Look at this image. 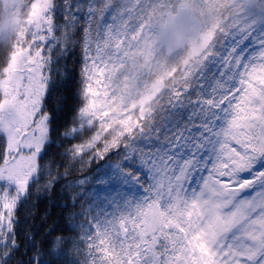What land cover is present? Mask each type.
Masks as SVG:
<instances>
[{
    "label": "snow or ice",
    "instance_id": "snow-or-ice-1",
    "mask_svg": "<svg viewBox=\"0 0 264 264\" xmlns=\"http://www.w3.org/2000/svg\"><path fill=\"white\" fill-rule=\"evenodd\" d=\"M165 0H24L23 28L0 63V264H12L17 208L49 150L70 171L115 158L66 188L87 204L75 239L50 242L71 264H264V0H213L197 46L134 74L150 12ZM59 18V22H57ZM82 53L79 106L49 111L53 49ZM58 63V61H56ZM72 207H82L69 196ZM36 246L33 244L29 251ZM21 264H49L36 251Z\"/></svg>",
    "mask_w": 264,
    "mask_h": 264
},
{
    "label": "trees",
    "instance_id": "trees-1",
    "mask_svg": "<svg viewBox=\"0 0 264 264\" xmlns=\"http://www.w3.org/2000/svg\"><path fill=\"white\" fill-rule=\"evenodd\" d=\"M59 22V18H57ZM14 48V44L0 39V63H3ZM82 53L78 46L73 48L71 53L60 55L53 49V65L52 79L56 82L54 88H50L45 97V107L49 111L62 112L64 120L58 121L55 127H61L67 118L71 115L72 109L79 106V93L81 90V68H82ZM58 61V63L56 62ZM57 146H53L49 150V155L46 158L47 162L55 164L56 170L50 178H55L56 187L50 191H45L43 185L47 180H42L41 184L32 189L30 197L20 207L17 208V244L19 251L15 253L12 264H21L26 262L36 251L40 252L42 259H45L49 264H65L64 259L59 261L54 260L48 255L50 250L54 249V245L50 242L57 240H69L76 238V233L70 232L69 228L72 225L82 222L78 214L81 213L87 204L81 201L76 196V191H70L66 185L76 182L81 178H87L88 184L84 188H89L91 182L98 175V169L108 163L115 164L118 161L113 158L111 161L107 159L93 163L90 167L83 170L76 169L70 171L65 178H61L64 169L59 167L63 162L64 147H61L63 142L59 139L57 132ZM2 145V138H0ZM69 196L76 197V202L83 205L82 207L73 208V201ZM36 247L32 248V245ZM67 250V264L80 259L79 253H74L71 247L62 245Z\"/></svg>",
    "mask_w": 264,
    "mask_h": 264
},
{
    "label": "rangeland",
    "instance_id": "rangeland-1",
    "mask_svg": "<svg viewBox=\"0 0 264 264\" xmlns=\"http://www.w3.org/2000/svg\"><path fill=\"white\" fill-rule=\"evenodd\" d=\"M22 3L24 0H0V39L11 42L14 46L24 26L23 13L19 9ZM211 3L213 0H165L166 6L157 7L155 11L150 12L147 44L142 46V54L134 57L131 69L133 73L157 72L164 65L190 53L197 46L203 32L209 27L212 17L219 11L210 8ZM183 7L191 9L193 34L183 50L168 55L159 37L167 18Z\"/></svg>",
    "mask_w": 264,
    "mask_h": 264
},
{
    "label": "water",
    "instance_id": "water-1",
    "mask_svg": "<svg viewBox=\"0 0 264 264\" xmlns=\"http://www.w3.org/2000/svg\"><path fill=\"white\" fill-rule=\"evenodd\" d=\"M192 24L193 17L188 7L180 8L176 14L167 18L159 38L168 55L186 47L189 37L193 34Z\"/></svg>",
    "mask_w": 264,
    "mask_h": 264
}]
</instances>
